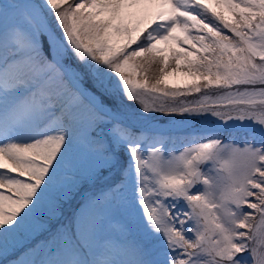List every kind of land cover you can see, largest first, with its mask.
Segmentation results:
<instances>
[{
    "label": "snow or ice",
    "instance_id": "6c2138e0",
    "mask_svg": "<svg viewBox=\"0 0 264 264\" xmlns=\"http://www.w3.org/2000/svg\"><path fill=\"white\" fill-rule=\"evenodd\" d=\"M0 264H264V0H0Z\"/></svg>",
    "mask_w": 264,
    "mask_h": 264
},
{
    "label": "rangeland",
    "instance_id": "374dc122",
    "mask_svg": "<svg viewBox=\"0 0 264 264\" xmlns=\"http://www.w3.org/2000/svg\"><path fill=\"white\" fill-rule=\"evenodd\" d=\"M155 67H158V65L155 66ZM150 77H151V73H150ZM203 94H204V93H196V94H192V95L182 96V97H180L179 99H182V100H189V101H191V100H196V99H199L200 96L203 95ZM208 94H210V95H215L216 92H215V90H208ZM147 99L149 100V102H151V98H150V97L147 98ZM133 106H135V105H133ZM176 118H180V117H179V114H177L176 116L171 117V118H167V117H165V118L163 119L162 122H168V121L173 120V119H176ZM189 128H191V127H189ZM183 129H184V128L178 129L179 131H176V132L173 133V137H174V139L178 138V140H177L178 143H179V141H181V140L184 139ZM237 139H239V137H237ZM245 255H247V253H246ZM14 258H15V257H14V255H13L11 252H10V253L8 254V256H7V260H8V261H11V260L14 259Z\"/></svg>",
    "mask_w": 264,
    "mask_h": 264
},
{
    "label": "bare ground",
    "instance_id": "6f19581e",
    "mask_svg": "<svg viewBox=\"0 0 264 264\" xmlns=\"http://www.w3.org/2000/svg\"><path fill=\"white\" fill-rule=\"evenodd\" d=\"M172 80H174L175 82H182L184 78L180 77V78H176V77H173V78H170ZM171 121H175L176 122V128H189L191 127L192 125V122H189L188 124H181L179 121H180V118H177V119H174V120H171ZM164 129H169V128H172L173 127V124L168 121V122H162V125H161Z\"/></svg>",
    "mask_w": 264,
    "mask_h": 264
}]
</instances>
